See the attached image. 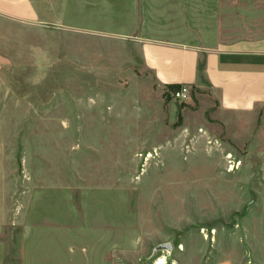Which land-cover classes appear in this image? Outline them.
Segmentation results:
<instances>
[{"label":"rangeland","instance_id":"374dc122","mask_svg":"<svg viewBox=\"0 0 264 264\" xmlns=\"http://www.w3.org/2000/svg\"><path fill=\"white\" fill-rule=\"evenodd\" d=\"M45 1L0 20L6 263L65 243L68 264H264V106L222 111L203 60L174 101L141 44L210 47L228 0Z\"/></svg>","mask_w":264,"mask_h":264},{"label":"crops","instance_id":"0c3cea01","mask_svg":"<svg viewBox=\"0 0 264 264\" xmlns=\"http://www.w3.org/2000/svg\"><path fill=\"white\" fill-rule=\"evenodd\" d=\"M43 1L0 0V20L38 23L43 12L40 7L45 11L55 9L53 4ZM225 3L222 15L215 21L216 38L213 42L208 41L210 47L166 46L161 48L164 52L156 54L151 51L153 43L149 40L141 44L145 45L143 49L147 58L154 61L162 82L196 87L199 79L197 66L203 60L202 77L216 94L219 108L226 112L249 113L264 106V0H228ZM1 60L0 55V63ZM43 236L64 237L65 232L51 230ZM20 254L22 261L23 250ZM69 255L70 247L65 243L38 244L26 256V262L68 264ZM4 257V249L0 246V264H7Z\"/></svg>","mask_w":264,"mask_h":264},{"label":"built area","instance_id":"2783aa9c","mask_svg":"<svg viewBox=\"0 0 264 264\" xmlns=\"http://www.w3.org/2000/svg\"><path fill=\"white\" fill-rule=\"evenodd\" d=\"M169 95L174 101L181 103L186 102L189 99V87L180 85L179 89L175 91H169Z\"/></svg>","mask_w":264,"mask_h":264},{"label":"trees","instance_id":"16d2710c","mask_svg":"<svg viewBox=\"0 0 264 264\" xmlns=\"http://www.w3.org/2000/svg\"><path fill=\"white\" fill-rule=\"evenodd\" d=\"M179 87H180V85H169V86H167V89L169 91H175V90L179 89Z\"/></svg>","mask_w":264,"mask_h":264},{"label":"bare ground","instance_id":"6f19581e","mask_svg":"<svg viewBox=\"0 0 264 264\" xmlns=\"http://www.w3.org/2000/svg\"><path fill=\"white\" fill-rule=\"evenodd\" d=\"M156 264H165V260L163 258H160Z\"/></svg>","mask_w":264,"mask_h":264},{"label":"water","instance_id":"95a60500","mask_svg":"<svg viewBox=\"0 0 264 264\" xmlns=\"http://www.w3.org/2000/svg\"><path fill=\"white\" fill-rule=\"evenodd\" d=\"M164 247H167L168 248V245H165Z\"/></svg>","mask_w":264,"mask_h":264}]
</instances>
